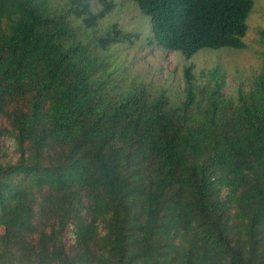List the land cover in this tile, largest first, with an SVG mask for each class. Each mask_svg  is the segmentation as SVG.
<instances>
[{
	"label": "trees",
	"instance_id": "1",
	"mask_svg": "<svg viewBox=\"0 0 264 264\" xmlns=\"http://www.w3.org/2000/svg\"><path fill=\"white\" fill-rule=\"evenodd\" d=\"M108 1L0 0V264H264V72L119 86ZM127 1L186 60L247 48L252 0Z\"/></svg>",
	"mask_w": 264,
	"mask_h": 264
},
{
	"label": "rangeland",
	"instance_id": "2",
	"mask_svg": "<svg viewBox=\"0 0 264 264\" xmlns=\"http://www.w3.org/2000/svg\"><path fill=\"white\" fill-rule=\"evenodd\" d=\"M252 1L246 49H203L192 60L148 44L152 37L151 23L136 3L127 0H109L99 6L96 3L95 11L103 12L97 21L99 35L116 27L124 36L103 52L109 64L107 77L119 86L131 88L147 83L153 89L164 85L176 92L184 88V72L189 65H193L194 75L200 82L207 79L210 71L221 67L225 72L226 93L235 92L242 83L248 84L264 72V57L260 54L264 47L259 36V31L264 29V0Z\"/></svg>",
	"mask_w": 264,
	"mask_h": 264
}]
</instances>
